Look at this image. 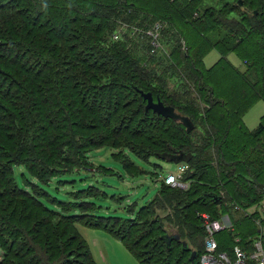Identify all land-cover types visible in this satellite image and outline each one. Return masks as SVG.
Here are the masks:
<instances>
[{"label": "trees", "instance_id": "trees-1", "mask_svg": "<svg viewBox=\"0 0 264 264\" xmlns=\"http://www.w3.org/2000/svg\"><path fill=\"white\" fill-rule=\"evenodd\" d=\"M162 1L148 8L145 0H0V264H97L77 225L112 235L138 264H200L204 214L211 221L227 217L231 226L216 233L217 254L235 264L238 249L244 264H255L264 216L250 209L264 199V116L252 130L243 118L264 104V0ZM156 23L162 26L155 50L147 32ZM252 35L257 61L241 51ZM212 51L219 58L206 67ZM225 71L246 80L248 95H230L228 102L218 95L213 76ZM139 92L188 117L194 130L187 134L179 122L146 112ZM198 120L204 147L200 140L189 143ZM236 128L256 144L230 148ZM103 148L132 178L146 172L130 157L160 162L163 153L192 154L182 176L188 188L159 179L137 218L121 222L68 216L66 208L54 212L37 185L28 192L16 183L17 167L48 184L88 168L90 153ZM203 159L213 163L206 165L208 175ZM239 183L253 187L255 197L247 198ZM164 196L180 211L176 226L164 218L165 229L154 215ZM171 230L180 240L168 239Z\"/></svg>", "mask_w": 264, "mask_h": 264}, {"label": "rangeland", "instance_id": "rangeland-1", "mask_svg": "<svg viewBox=\"0 0 264 264\" xmlns=\"http://www.w3.org/2000/svg\"><path fill=\"white\" fill-rule=\"evenodd\" d=\"M154 1L155 0H145V5L151 8L148 4ZM159 1L163 3L162 0ZM231 1L232 0H208L206 1V5L221 6L225 2ZM241 4L243 5V2H241ZM135 30L136 29H134V34L136 35ZM257 42V38L252 35L245 40L244 45L241 47L242 52H248L251 55L252 61H257L259 58ZM218 58L219 56L215 51L210 52L204 59L205 66H212ZM228 59L233 65H240L239 60L234 55H230ZM255 64L257 66V63ZM217 74L218 75L213 76V86L217 89L218 95L225 98L227 102V97L230 95H235L236 98H238V96L248 95V86L246 80H243V77L237 79L238 77L229 71ZM262 116H264V104L258 102L246 113L243 122L248 129L252 130L258 126L259 119ZM197 122L199 127L194 137L189 140V143L200 140L199 144H202L204 147L202 143L204 136L201 132L203 120H198ZM212 123L214 122L212 121ZM218 123V129H220L221 123ZM231 140L229 146L236 151H243L249 146L256 144L255 141H248L240 128H236V135H234ZM204 153V157H210L208 152ZM130 158L132 162L146 172L145 175L135 178L130 177L123 170L122 164L113 158L112 152L103 148L90 153L89 161L91 166L88 168L76 169L73 173L53 179L48 184H38L36 180L26 175L25 170L20 167L15 169L14 177L17 185L22 189L25 188L28 192H32L34 189L33 186L37 185V188L41 189L46 194V196L42 197V201L54 212H62V209L66 208V210H68L67 215L72 217H77L82 215V213H86L96 218H112L121 222L124 220L134 221L137 218L139 210L147 205L157 194L160 188L159 179L164 178L168 172L174 171L176 165L165 161L159 162L155 159L142 161L137 158ZM200 162L203 163L202 169H205L207 164L213 165L212 160L206 161L203 159V161L201 160ZM157 166H160L161 170L157 169ZM205 174H207V168ZM260 178L264 179V174L260 176ZM24 180L26 182H24ZM188 185L189 183L184 182L182 179L174 189L186 190ZM240 188L243 189V193L246 194L247 198H251L252 196L255 197L253 187L250 185L239 183L238 189ZM90 191L95 192L96 196H91ZM246 197H241V201L243 199L247 201ZM163 198H160L158 201L157 210H155L154 215L157 221L159 220V224H161L162 221L161 225L165 229L169 222H173L175 226L177 225L175 223V217L177 215L180 217V211L175 201L170 200V198L166 199L165 196ZM162 200H166V203L163 204ZM243 204L246 205V203ZM262 206H264V199L258 206L252 207L250 212L255 210L260 211ZM84 207H86L85 211L82 210ZM260 213L262 214L261 211ZM164 218H168L169 222L164 220ZM221 221L226 223L227 226H230L227 217H223ZM77 231L87 243L91 255L97 264H138L134 257L112 235L82 225H77ZM171 233H173V230H171ZM205 252L206 251H204L203 254H205ZM1 255L2 251L0 250V260ZM184 262L185 261H183L182 264H184Z\"/></svg>", "mask_w": 264, "mask_h": 264}, {"label": "built area", "instance_id": "built-area-1", "mask_svg": "<svg viewBox=\"0 0 264 264\" xmlns=\"http://www.w3.org/2000/svg\"><path fill=\"white\" fill-rule=\"evenodd\" d=\"M161 24L156 23L154 25L153 30L147 32L149 36L152 38L151 45L156 50L159 47L158 43V37H159V31L161 29ZM114 39L117 38V35L113 36ZM154 51V50H153ZM189 167L186 163H181L176 165V168L172 172H168L166 176L163 178L164 183L167 186L175 188L178 186L179 182L182 180V176L188 171ZM261 212L264 216V206L261 207ZM203 218V225L206 232V237L204 240L205 245V254L202 255L200 259V264H230V261L226 254H217V243L215 241V235L216 233L225 230L227 228H230L231 226H227L226 223L223 221H211L208 217V215L204 214L201 215ZM264 234V228H262L261 236ZM261 239V238H260ZM237 255V260L235 264H244V256L243 254L236 249L235 250ZM252 259L255 261V264H264V249L262 247L261 240H257L255 243V252L251 256Z\"/></svg>", "mask_w": 264, "mask_h": 264}, {"label": "water", "instance_id": "water-1", "mask_svg": "<svg viewBox=\"0 0 264 264\" xmlns=\"http://www.w3.org/2000/svg\"><path fill=\"white\" fill-rule=\"evenodd\" d=\"M241 5L242 4L240 2V6ZM139 93L142 96L143 100L146 102V107H145L146 112L152 111L154 114L161 116L165 119H170L174 122H179L185 128L187 134L191 133L194 130V125L188 117L178 114L174 110V108L170 106H165L160 101H154L150 93H143V92H139ZM192 157H193L192 154H185L183 152H176L172 154L163 153L159 155L161 161L173 163L175 165L181 163L188 164L191 161ZM218 201H220V199H218ZM170 238L180 240V236L177 232H174L171 237H168L169 240ZM183 246L185 247L186 244L183 243ZM195 256L196 254L192 253L190 259L193 260Z\"/></svg>", "mask_w": 264, "mask_h": 264}, {"label": "crops", "instance_id": "crops-1", "mask_svg": "<svg viewBox=\"0 0 264 264\" xmlns=\"http://www.w3.org/2000/svg\"><path fill=\"white\" fill-rule=\"evenodd\" d=\"M261 241L264 243V234L261 236Z\"/></svg>", "mask_w": 264, "mask_h": 264}]
</instances>
